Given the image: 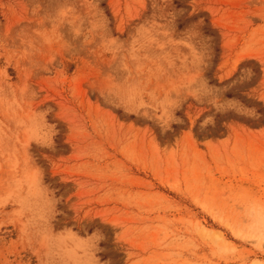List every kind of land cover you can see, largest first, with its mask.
Returning a JSON list of instances; mask_svg holds the SVG:
<instances>
[{
  "label": "rangeland",
  "instance_id": "1",
  "mask_svg": "<svg viewBox=\"0 0 264 264\" xmlns=\"http://www.w3.org/2000/svg\"><path fill=\"white\" fill-rule=\"evenodd\" d=\"M0 264H264V0H0Z\"/></svg>",
  "mask_w": 264,
  "mask_h": 264
}]
</instances>
